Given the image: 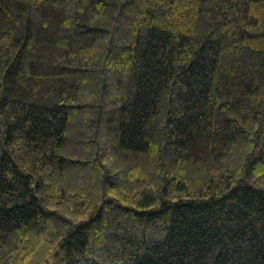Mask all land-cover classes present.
<instances>
[{
  "label": "trees",
  "instance_id": "trees-1",
  "mask_svg": "<svg viewBox=\"0 0 264 264\" xmlns=\"http://www.w3.org/2000/svg\"><path fill=\"white\" fill-rule=\"evenodd\" d=\"M52 246L264 264V0H0V264Z\"/></svg>",
  "mask_w": 264,
  "mask_h": 264
},
{
  "label": "rangeland",
  "instance_id": "rangeland-1",
  "mask_svg": "<svg viewBox=\"0 0 264 264\" xmlns=\"http://www.w3.org/2000/svg\"><path fill=\"white\" fill-rule=\"evenodd\" d=\"M78 131H75V129L72 132V137H78ZM108 167H110V164L108 163ZM128 166H126L127 169ZM84 172V171H83ZM82 171H80L79 173H83ZM88 174V170L85 171ZM77 173V172H76ZM76 173L74 175H76ZM90 174V173H89ZM112 174V173H111ZM90 175L94 176V173H91ZM82 175L77 174V178L79 179ZM85 179L86 181L91 180V177H87L85 175ZM94 190V182L90 181L89 184L82 190L84 193H89L91 196L94 195L93 193ZM86 196V194H85ZM101 201L102 199H100L99 202L95 203L92 201L91 205L88 207H84L82 208V211L80 210H76L75 213L72 214V219L74 222L78 223L80 221L83 220H87L88 218H90L92 216V214H94L98 207L101 206ZM61 207L58 208V211H60ZM83 214V215H80ZM46 238H48V236H45ZM53 243V241L50 242V244ZM55 247H41L40 249H37L36 253L31 257L28 258L26 260V264H41V263H46V262H51L53 260V254L55 253Z\"/></svg>",
  "mask_w": 264,
  "mask_h": 264
}]
</instances>
